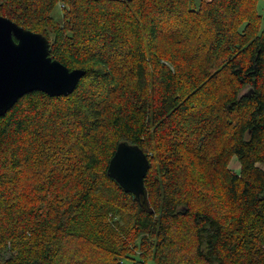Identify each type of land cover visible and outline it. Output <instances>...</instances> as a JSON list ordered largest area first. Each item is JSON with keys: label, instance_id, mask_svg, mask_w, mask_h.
<instances>
[{"label": "trees", "instance_id": "1", "mask_svg": "<svg viewBox=\"0 0 264 264\" xmlns=\"http://www.w3.org/2000/svg\"><path fill=\"white\" fill-rule=\"evenodd\" d=\"M191 2L0 0L85 70L0 115V264H264V16ZM121 141L149 158L148 205L108 173Z\"/></svg>", "mask_w": 264, "mask_h": 264}, {"label": "water", "instance_id": "2", "mask_svg": "<svg viewBox=\"0 0 264 264\" xmlns=\"http://www.w3.org/2000/svg\"><path fill=\"white\" fill-rule=\"evenodd\" d=\"M50 39L0 14V115L24 94L42 90L52 96L69 95L85 74L70 69L50 56ZM150 161L143 149L121 141L112 156L108 173L126 192L146 198L145 177Z\"/></svg>", "mask_w": 264, "mask_h": 264}, {"label": "rangeland", "instance_id": "3", "mask_svg": "<svg viewBox=\"0 0 264 264\" xmlns=\"http://www.w3.org/2000/svg\"><path fill=\"white\" fill-rule=\"evenodd\" d=\"M203 0H192L191 2V5L194 4L195 7H198L200 5V3L202 2ZM257 7H258V11L260 14H262L264 16V0H258V4H257ZM53 16L54 18L57 20V21H61L62 20V16H63V13H62V8H61V5L58 4L54 11H53ZM169 29V28H167ZM261 31H264V20H263V23H262V26H261ZM221 131L222 129H220V134H221ZM219 134L217 135V139H219ZM149 159V158H148ZM230 167L231 169L235 172H238L240 171L241 169V163L240 161L237 159V157L233 156L230 160ZM150 169V168H149ZM149 172V170H148ZM147 172V174H148ZM146 179V177H145ZM145 189H146V200H147V205L149 204V200H148V196L147 194L148 191H147V187L145 185ZM131 193V192H129ZM132 194L135 196V194L132 192ZM136 198V196H135ZM137 199V198H136ZM139 202H142L143 200H139L137 199ZM184 252H186V250H183ZM121 264H157L156 262H154L153 260H149L148 262H144L141 258V256L139 255V252H135L133 254H130L129 257L125 258L124 261L121 263Z\"/></svg>", "mask_w": 264, "mask_h": 264}]
</instances>
